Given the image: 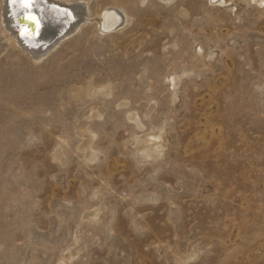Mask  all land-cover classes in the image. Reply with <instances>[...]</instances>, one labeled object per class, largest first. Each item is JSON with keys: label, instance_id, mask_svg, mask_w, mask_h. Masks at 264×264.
Listing matches in <instances>:
<instances>
[{"label": "rangeland", "instance_id": "374dc122", "mask_svg": "<svg viewBox=\"0 0 264 264\" xmlns=\"http://www.w3.org/2000/svg\"><path fill=\"white\" fill-rule=\"evenodd\" d=\"M76 1L41 59L0 27V264H264V3Z\"/></svg>", "mask_w": 264, "mask_h": 264}, {"label": "bare ground", "instance_id": "6f19581e", "mask_svg": "<svg viewBox=\"0 0 264 264\" xmlns=\"http://www.w3.org/2000/svg\"><path fill=\"white\" fill-rule=\"evenodd\" d=\"M254 1L257 6L264 3V0ZM254 1L246 0L247 3H252ZM27 2H30V7H24V4ZM210 2L220 4L226 1L210 0ZM53 3L67 7L68 11L57 9L54 7L55 5ZM87 4L86 2L80 3L76 0H1V31L6 32L7 38L25 50L33 59L38 60L44 57L46 52L56 46L62 38L77 31L82 21H89L90 15ZM24 11H29L33 14L35 31L31 35L23 23H18L16 21V17ZM104 12L106 13L98 18V31L100 34L114 28L116 29V27L120 24L123 25L125 20H127L124 9L117 4L108 7ZM262 14H264V11L260 13V15ZM78 22H80V24H77ZM39 42H41V44L35 46ZM40 47L44 48V50H39L38 48ZM166 78L169 85L174 86L177 74H169ZM161 134L162 131H159L157 135L149 134L144 138L141 142L143 146L140 148L143 156L149 158V156L151 157L161 153V149H164L162 148V144L155 143V141L153 143V140L161 138ZM66 258L67 257H63L57 264H68Z\"/></svg>", "mask_w": 264, "mask_h": 264}, {"label": "water", "instance_id": "95a60500", "mask_svg": "<svg viewBox=\"0 0 264 264\" xmlns=\"http://www.w3.org/2000/svg\"><path fill=\"white\" fill-rule=\"evenodd\" d=\"M57 9L62 10V11H68V8L63 6V5H59V4H55L53 3ZM16 21L18 23H23L26 27L27 30L29 31V34H33L35 31V22L33 20V14L29 11H24L22 13H20L17 17H16ZM41 44V42L37 43V45L35 46H39Z\"/></svg>", "mask_w": 264, "mask_h": 264}, {"label": "snow or ice", "instance_id": "6c2138e0", "mask_svg": "<svg viewBox=\"0 0 264 264\" xmlns=\"http://www.w3.org/2000/svg\"><path fill=\"white\" fill-rule=\"evenodd\" d=\"M30 6H31L30 2H27V3L24 4V7H30Z\"/></svg>", "mask_w": 264, "mask_h": 264}]
</instances>
